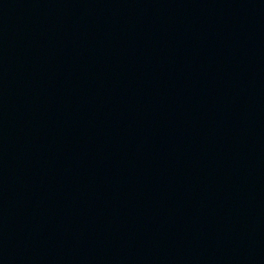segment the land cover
<instances>
[{
  "label": "water",
  "instance_id": "obj_1",
  "mask_svg": "<svg viewBox=\"0 0 264 264\" xmlns=\"http://www.w3.org/2000/svg\"><path fill=\"white\" fill-rule=\"evenodd\" d=\"M0 165L264 264V0H0Z\"/></svg>",
  "mask_w": 264,
  "mask_h": 264
}]
</instances>
